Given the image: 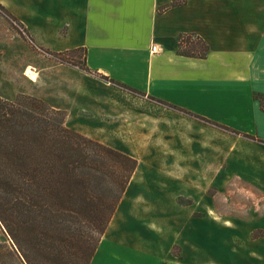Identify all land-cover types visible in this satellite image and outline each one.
Instances as JSON below:
<instances>
[{
    "label": "crops",
    "instance_id": "1",
    "mask_svg": "<svg viewBox=\"0 0 264 264\" xmlns=\"http://www.w3.org/2000/svg\"><path fill=\"white\" fill-rule=\"evenodd\" d=\"M0 3L24 25L36 45L54 52L84 47L91 70L143 93H131L48 56L35 62L22 57L18 69L31 90L24 86L19 92H30L54 108L65 109L67 127L139 156L145 167L158 163L171 169V163L164 159V163L157 162L155 156H192L194 167L195 145L223 143L226 170L256 178L255 185L264 193V143H257L255 152L249 151L248 145L241 147L238 166L232 145L225 147L231 144V134L189 114H200L264 140V109L254 97L255 93L264 95V0ZM184 33H195L205 40L209 45L205 58L178 53L179 37ZM153 44L161 50L152 53ZM28 66L37 78L28 77ZM3 73L0 69V78ZM151 96L180 109L159 104ZM179 162L185 164L184 159ZM157 191L154 188L153 192ZM126 198L127 204L116 210L90 264H175L155 248L151 233L140 227L133 232L118 227L125 220L120 216L122 209L161 204L137 198L131 201L132 193Z\"/></svg>",
    "mask_w": 264,
    "mask_h": 264
},
{
    "label": "trees",
    "instance_id": "2",
    "mask_svg": "<svg viewBox=\"0 0 264 264\" xmlns=\"http://www.w3.org/2000/svg\"><path fill=\"white\" fill-rule=\"evenodd\" d=\"M28 35L31 45L38 48ZM78 50L83 52L81 61L71 55ZM86 51L84 47L47 50L57 61L92 73ZM178 53L205 58L209 45L195 33H184L179 37ZM99 76L143 94L106 75ZM255 98L264 109V95L255 93ZM189 114L240 134L200 114ZM65 120V111L35 96L21 94L13 100L0 96V234L7 238L0 243V255L16 258L19 264H90L139 164L135 157L70 129ZM242 135L264 142L251 134ZM104 177L110 182L108 190L100 189ZM9 239L10 245L6 243Z\"/></svg>",
    "mask_w": 264,
    "mask_h": 264
},
{
    "label": "rangeland",
    "instance_id": "3",
    "mask_svg": "<svg viewBox=\"0 0 264 264\" xmlns=\"http://www.w3.org/2000/svg\"><path fill=\"white\" fill-rule=\"evenodd\" d=\"M248 7H252L251 2ZM11 12L0 3V69L4 72L0 78V96L9 100L21 94L40 98L30 92H19L24 86L31 90V84L21 76L18 69L22 57L29 62H35L42 58L41 56L57 60L47 52L48 49L35 44L31 34L23 31L11 18L9 15ZM26 33L38 48L31 45ZM71 55L78 61L83 59L81 50L74 51ZM91 74L99 76V73L93 70ZM59 110L65 111V109ZM221 130L231 134V144L225 147L232 145V150L236 151L233 157L238 166L240 165L238 152L241 147L245 148L248 145L251 149L249 151L255 152L256 144L264 143L259 141L260 139L243 136L242 134L246 133L243 131L237 134ZM251 135L261 138L258 135ZM104 145L119 150L114 146ZM223 151V143L195 145L194 167L192 156H155L154 160L157 162H163L164 159V162L171 163V169L166 168V165H159L156 161L155 167L154 164L142 166L141 158L133 156L138 159L139 164L116 210L127 204L125 196L127 197L129 193L134 196L131 201L137 198L151 203L154 200L161 205L153 208L145 206L144 209H122L120 216L125 220H123L124 224L120 223L118 227L121 226L126 232H133L140 227L141 231L151 233L152 238L155 239L153 241L155 248L160 250L163 256L167 255L170 263L264 264V193L255 185L256 178L241 177L235 175L232 169L226 170L227 160H224ZM180 159H184V165H181ZM184 173L190 176L182 175ZM108 181V177H104L103 186L99 188L108 190L106 188L110 185ZM156 187L162 192H153ZM99 188L95 190H100ZM109 196L113 195L109 194ZM109 224L111 225V221ZM6 239L5 235L0 234V243ZM6 243L10 245V239ZM3 256L4 254L0 255V262L3 260L5 264H19L16 258Z\"/></svg>",
    "mask_w": 264,
    "mask_h": 264
},
{
    "label": "bare ground",
    "instance_id": "4",
    "mask_svg": "<svg viewBox=\"0 0 264 264\" xmlns=\"http://www.w3.org/2000/svg\"><path fill=\"white\" fill-rule=\"evenodd\" d=\"M26 74L30 79L37 78V74L31 66L27 67Z\"/></svg>",
    "mask_w": 264,
    "mask_h": 264
},
{
    "label": "built area",
    "instance_id": "5",
    "mask_svg": "<svg viewBox=\"0 0 264 264\" xmlns=\"http://www.w3.org/2000/svg\"><path fill=\"white\" fill-rule=\"evenodd\" d=\"M160 50H161V47H159L158 45L153 44V45L151 46V52H152V53H157V52H159Z\"/></svg>",
    "mask_w": 264,
    "mask_h": 264
}]
</instances>
